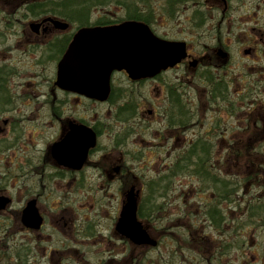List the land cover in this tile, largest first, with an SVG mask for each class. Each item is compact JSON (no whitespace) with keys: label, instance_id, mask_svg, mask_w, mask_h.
Masks as SVG:
<instances>
[{"label":"flooded vegetation","instance_id":"1","mask_svg":"<svg viewBox=\"0 0 264 264\" xmlns=\"http://www.w3.org/2000/svg\"><path fill=\"white\" fill-rule=\"evenodd\" d=\"M3 1L12 13L0 10L5 28L0 30V198L7 200L0 204V232L11 225V263L147 264L150 252L157 251L165 264L161 247L166 240L178 251L186 240L193 242L192 264H215L224 256L243 260L242 222L229 216L242 211V155L214 163L212 151H251L245 162L253 167L257 199L264 198V0H199L207 5V45L200 51L187 39L159 34L155 20L93 22L92 14L80 20L82 15L66 12L65 6L79 0H26L34 4L30 11L38 9L26 20H20L15 0ZM129 21L145 24L158 38L184 42L186 57L138 79L114 70L106 95L83 92L91 67L66 73L59 84V66L81 29ZM234 59L238 67L230 70ZM201 83L204 101L195 96ZM199 150H207V158L197 159ZM133 161H145L143 171L155 172L146 188L131 181ZM233 169L231 177L222 175ZM180 177L192 181L185 179L180 189ZM131 188L139 220L140 209L156 205L143 224L168 221L172 203L165 198L176 197L177 203L181 197L208 199L197 206L198 214L191 199L178 205V222L186 219L182 227L170 229L175 230L171 239L149 233L157 246L137 245L116 230ZM250 204L264 224V203L253 196ZM207 223L235 246V255L222 257L217 251L207 259ZM200 243L202 251L196 248Z\"/></svg>","mask_w":264,"mask_h":264},{"label":"rangeland","instance_id":"2","mask_svg":"<svg viewBox=\"0 0 264 264\" xmlns=\"http://www.w3.org/2000/svg\"><path fill=\"white\" fill-rule=\"evenodd\" d=\"M39 2L43 0H38ZM199 0H195V2L191 1L188 4L182 3L181 0H178V4L173 5L172 2H168V0H133L129 3H126L127 6L118 5L116 3H110L107 5L97 6L95 8H92L90 14H92L91 20L94 22L97 20V18L100 19H110L115 18L117 20H123L128 17V15L133 14V11L135 8H138V11L140 13L144 12L145 14L151 13L152 14V20H155V28L159 32V34L163 36H167L171 39H187L189 40L191 46L195 49L200 51L204 45H207V5L206 4H199ZM204 1V0H201ZM11 3V2H9ZM16 7V12L20 13V20H26L28 19V16H30L33 13H38V9H35L34 12L30 11L29 8L33 6L31 1L26 0H15L13 2ZM38 4V3H37ZM54 6V5H53ZM7 10V14L12 13L10 4L6 2H0V10L1 8ZM18 10V11H17ZM59 12V11H58ZM5 29L0 25V30ZM5 31V30H4ZM202 53V52H201ZM203 57V56H202ZM238 67L237 61L234 59L232 63L229 64L230 70H235ZM201 74H199L197 77H199ZM236 85H234L230 92L235 93L236 92ZM195 96H197V99H200L204 101V87L203 83L200 85H195ZM208 92V91H207ZM198 104V102H197ZM199 107V106H198ZM182 150H179V153H181ZM201 157L195 156L197 159H201L203 157V152L199 151ZM149 155V154H148ZM187 155V154H186ZM242 155L241 159L243 161V165H240L241 175H242V185L241 189L239 190V194L242 195V200L238 199L242 203V211H231L229 213V216L233 218V221H240L242 222V229H243V238H245L244 241V247H243V260H235L234 257H231L232 259L226 260L222 255L223 254H233L235 255V251L233 250L235 246L229 245L225 243L223 239H220L219 235L217 234L218 231L215 230L211 225L207 223V259H210L211 254H215L217 251H219V255H221L222 259H214L213 262L215 264H264V224L260 223V219H255V214H252V206L250 204V201H252V197L256 196V202H262L264 203V198L260 197V200L257 199V196L259 193L258 186H255L253 179V167L246 165L245 159L251 158V151L243 150L242 152H236V151H227V150H213L212 151V159L213 162L217 159H231L235 158L236 156L239 157ZM203 157L202 159H204ZM241 162V160H239ZM144 162L143 164H140L138 162H131V181L133 184H136L138 189L146 188V184L150 181L149 179H154L155 172L146 173L143 171L144 168ZM225 168V167H221ZM142 170V171H141ZM223 176L231 177V175L235 174V169L231 172L224 171L222 172ZM183 177L179 178V186L180 189L183 187L185 183H188L187 180L189 179L192 181L191 177H186L182 180ZM178 180H175L174 186L177 183ZM232 187V184H230ZM262 186H264V183H262ZM167 201H169L171 206L169 207L168 211L166 212L169 214L167 216L168 221H165L164 223H156L153 221L146 223L148 226V232L153 237H167L168 239L172 238L173 231H175L179 226L182 227L183 223L185 222V217L180 218V222H178L177 214L178 213L181 217V213H179V204L180 207L183 206V200H190L191 203H195V212L198 214V208L197 206L203 201L207 200V197H202V199L196 198L194 196L190 197H181L180 203H177L176 197H168L165 198ZM236 198H234L235 201ZM233 201V202H234ZM228 207V206H227ZM227 207L225 209V214L227 211ZM235 207V204L233 205ZM180 210H182L180 208ZM264 212V206L262 208ZM237 215L239 216L237 219ZM250 217L252 218L250 220ZM105 220H101L100 225H106ZM255 223L254 227H251L252 224ZM103 225V226H104ZM260 225L262 227H260ZM259 226V227H258ZM8 228L6 231L0 232V264H12L11 262V256H12V239H11V233H12V227L11 225L7 226ZM108 226H105V229L103 230L104 233H107ZM164 229V231H162ZM175 229V230H170ZM2 231V230H0ZM221 236V233H220ZM211 239H210V238ZM186 239V238H185ZM186 245H179V251L177 245L172 241H165L164 244L161 247V252L165 256L164 258L167 259L165 264H192L191 259H195V254L193 253L195 250V245L193 242L185 241ZM227 245V246H225ZM257 245L261 246V254L257 255L258 257H255L254 254L258 253ZM225 247V248H224ZM197 249L203 250L204 247L202 243L200 245L196 246ZM171 251V253H170ZM157 251H152L147 257V264H162L160 261H158ZM170 254V255H169ZM185 261V262H184Z\"/></svg>","mask_w":264,"mask_h":264},{"label":"water","instance_id":"3","mask_svg":"<svg viewBox=\"0 0 264 264\" xmlns=\"http://www.w3.org/2000/svg\"><path fill=\"white\" fill-rule=\"evenodd\" d=\"M185 57L184 42L158 38L142 23L126 22L112 27L83 28L75 36L68 55L59 66L58 82L60 84L65 80L66 73L70 75L72 71L91 67L94 68L88 75L91 79L82 85L83 92L89 96H95L96 93L106 95L108 75L114 70H126L130 77L138 79L173 66ZM95 77H98L97 80ZM6 203L5 198H0V204ZM39 222L38 219L37 224ZM116 230L137 245H157V241L151 238L137 219L135 188H131L127 194Z\"/></svg>","mask_w":264,"mask_h":264},{"label":"trees","instance_id":"4","mask_svg":"<svg viewBox=\"0 0 264 264\" xmlns=\"http://www.w3.org/2000/svg\"><path fill=\"white\" fill-rule=\"evenodd\" d=\"M130 1H133V0H79L78 3L77 2L71 3L67 1L66 3L68 5H65V6H66V9L68 10L66 12L75 13L76 15H79V16L82 15L83 18L80 16V20H83V19L85 20L87 16L90 14L92 8H95L97 6L107 5L110 3H116L118 5L127 6L126 3H129ZM142 2H144V0H142ZM55 8H58V6H54L53 10ZM138 8L139 7L135 8L133 11V14L128 15V17H131V19L143 20L147 22L152 20L153 17L151 13H148V14H145L144 12L140 13L138 11ZM214 92H220V91L217 89ZM199 151L203 152V157L207 158V150H199ZM199 151H196L195 156L201 157ZM155 206H156L155 203H151L148 205L147 211H145L144 209H140L139 218L140 219L150 218L152 212H154L155 210ZM251 219L252 218L250 217V220Z\"/></svg>","mask_w":264,"mask_h":264}]
</instances>
